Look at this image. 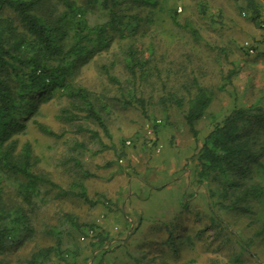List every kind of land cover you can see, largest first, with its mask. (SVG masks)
Wrapping results in <instances>:
<instances>
[{
    "label": "rangeland",
    "instance_id": "obj_1",
    "mask_svg": "<svg viewBox=\"0 0 264 264\" xmlns=\"http://www.w3.org/2000/svg\"><path fill=\"white\" fill-rule=\"evenodd\" d=\"M255 1L259 3L260 0ZM200 2L206 3V14L199 13ZM247 2L175 0L171 5L176 9V23L171 22L167 11L154 9L153 15L147 17L152 21L143 22L137 37L128 41L141 50L146 61L145 75L135 81L134 92L143 100L144 112L113 101L119 97L118 87L107 78L103 67L121 59L127 41L116 40L107 56L95 57L93 63L81 68L76 81L92 91L98 104L103 106L99 110L110 133L109 139L88 120L69 124L58 119L59 111L67 107L65 98H53L39 107V113L33 119L60 138L45 136L29 122L26 134L19 136L20 144L31 143L38 169L62 188L69 189L70 184L81 176L90 199L97 205L85 204L72 196L56 198L57 191L48 193L45 202L35 207L34 237L24 239L22 245L8 254H13L8 258L9 264H24V258L37 246L50 245L51 240L43 234V226L57 225L62 213L66 212L73 214L79 223L96 224L98 231L109 235L111 243L108 246L113 252L108 258L116 264L123 263L125 246L139 245L144 237L154 235L157 221L163 216L165 220L171 218L175 212L171 208H178V201L185 191L188 194L196 192L189 203L194 223L191 220L186 224L190 228L188 233L195 236L199 229L209 227L204 189L196 188L193 174L183 172L182 168L217 117L229 113L235 106H248L259 98L263 100L264 42L259 27L246 19L250 15L241 12ZM145 14L150 13L146 11ZM6 16L13 17L8 12L2 15ZM88 20L92 24L97 21L94 15H88ZM186 27L196 34L192 35ZM245 42L255 46L254 55H247L243 48ZM230 71L233 73L229 79H224ZM110 74L128 93L130 84L123 63L118 62ZM193 78L213 89L221 84L225 87L197 123V139L183 119L189 95L194 93L192 87L189 90ZM176 100H180L179 104ZM153 125H158L156 133L149 136L147 131ZM78 128L97 132L107 149L100 151V143L89 133L77 132ZM74 143L83 144L86 150L75 148ZM121 152L123 155L118 157ZM72 158L80 161L94 177L85 179L81 171L73 168ZM257 169L253 164L256 177L260 175ZM162 186L165 187L160 190ZM104 198L108 205L103 204ZM252 210L250 215L220 213L218 228H229L223 232L225 236L215 237L217 228H207L201 240L194 238L195 246L182 251L176 263L171 258L169 262L264 264V201L261 205L253 203ZM229 231L234 235L228 236L226 232ZM157 240L153 246L162 242V232L157 234ZM90 241V238L84 241L79 238L81 246H88ZM246 243L249 246H243ZM86 254L90 257L91 252L88 250Z\"/></svg>",
    "mask_w": 264,
    "mask_h": 264
},
{
    "label": "trees",
    "instance_id": "obj_2",
    "mask_svg": "<svg viewBox=\"0 0 264 264\" xmlns=\"http://www.w3.org/2000/svg\"><path fill=\"white\" fill-rule=\"evenodd\" d=\"M174 1L0 0V264H9L8 258L13 254H8L22 245L24 239L34 237L35 207L45 202L48 193L57 191L56 198L72 196L85 204L97 205L90 199L81 176L66 190L39 170L31 143L20 144L19 136L26 134L31 122L45 136L59 139V135L33 118L44 103L53 98H65L68 104L59 111L58 119L69 124L88 120L109 139L110 133L99 110L103 106L98 104L92 91L76 81V77L81 68L93 63L95 57L107 56L116 40L127 41L121 59L112 61L108 67L103 66L107 78L118 87L119 97L113 101L143 111L144 102L134 92L135 81L145 75L146 61L141 50L128 41L137 37L143 22L152 21L147 17L153 15L155 8L167 11L171 22L176 23V9L172 8ZM198 8L200 14H206V3L200 2ZM259 8L255 0H248L241 8V12L250 15L246 19L256 27H259ZM146 11L150 14L146 15ZM5 12L13 17H2ZM88 15L96 16L97 21L90 23ZM186 28L192 35L196 34ZM118 62L123 63L127 72L128 93L110 74ZM232 73L228 72L224 79H229ZM192 85L189 90L192 87L194 93L187 90L192 95L187 100L183 119L191 135L197 139V123L205 117L217 93L224 91L225 87L221 84L213 89L196 78H193ZM263 100L259 98L248 106H235L229 113L217 117L182 168L183 172L193 174L196 188L204 189L209 227L199 229L195 236L188 233L190 228L186 224L193 221L189 203L196 192L188 194L185 191L178 201V208H171L175 210L171 218L165 220L163 216L156 222L154 235H147L137 246L124 247L122 264H172L169 258L176 263L180 253L195 246L194 238L201 240L207 228H217L215 237L225 236L223 232L229 228H218L220 213L250 215L253 203H263ZM175 102L179 104L180 100ZM157 127L153 125L152 136ZM77 132L89 133L100 143V151L107 149L97 132L82 128ZM74 144L75 148L86 150L83 144ZM122 155L123 152L118 157ZM72 164L85 179L94 177L76 158H72ZM253 164L260 173L257 177L253 175ZM103 204L108 205V201L105 199ZM59 221L57 225L43 226V234L51 244L37 246L24 258V264H90V261L91 264H116L108 258L113 252L108 246L110 237L106 232L98 231L96 224H81L67 212L62 213ZM161 232L162 242L153 246ZM226 234L234 235L230 231ZM80 237L90 238L88 246L80 245ZM88 250L90 257L86 254Z\"/></svg>",
    "mask_w": 264,
    "mask_h": 264
},
{
    "label": "built area",
    "instance_id": "obj_3",
    "mask_svg": "<svg viewBox=\"0 0 264 264\" xmlns=\"http://www.w3.org/2000/svg\"><path fill=\"white\" fill-rule=\"evenodd\" d=\"M259 32H260V38H261V41L264 42V0H260L259 1ZM243 48L245 49V51L248 53V55L252 56L256 53V49H255V46L250 43V42H245L243 44ZM148 135L149 136H152V129H149L147 131ZM127 145H129V142H127ZM92 234V232L90 233ZM82 241L85 240V237H82L81 238Z\"/></svg>",
    "mask_w": 264,
    "mask_h": 264
},
{
    "label": "crops",
    "instance_id": "obj_4",
    "mask_svg": "<svg viewBox=\"0 0 264 264\" xmlns=\"http://www.w3.org/2000/svg\"><path fill=\"white\" fill-rule=\"evenodd\" d=\"M168 191V190H167Z\"/></svg>",
    "mask_w": 264,
    "mask_h": 264
}]
</instances>
